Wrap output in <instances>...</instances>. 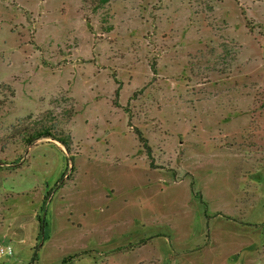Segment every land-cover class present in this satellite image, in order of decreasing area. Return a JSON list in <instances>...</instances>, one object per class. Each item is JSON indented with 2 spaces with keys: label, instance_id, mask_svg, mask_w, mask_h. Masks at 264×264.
Returning a JSON list of instances; mask_svg holds the SVG:
<instances>
[{
  "label": "rangeland",
  "instance_id": "1",
  "mask_svg": "<svg viewBox=\"0 0 264 264\" xmlns=\"http://www.w3.org/2000/svg\"><path fill=\"white\" fill-rule=\"evenodd\" d=\"M1 247L264 264V0H0Z\"/></svg>",
  "mask_w": 264,
  "mask_h": 264
},
{
  "label": "trees",
  "instance_id": "2",
  "mask_svg": "<svg viewBox=\"0 0 264 264\" xmlns=\"http://www.w3.org/2000/svg\"><path fill=\"white\" fill-rule=\"evenodd\" d=\"M105 1V0H100ZM116 93V92H115ZM43 136H52L53 139L59 141L62 145H64L66 148H68L69 146V140L68 137L66 136V138L64 137H60V136H54L51 132H49V130H40V131H35L34 133L29 134L28 136L25 137V142L26 144H30L33 140L43 137ZM144 145V144H143ZM144 147L146 148V152H147V156L149 157V149L146 145H144ZM39 229H42V222L39 221Z\"/></svg>",
  "mask_w": 264,
  "mask_h": 264
},
{
  "label": "built area",
  "instance_id": "3",
  "mask_svg": "<svg viewBox=\"0 0 264 264\" xmlns=\"http://www.w3.org/2000/svg\"><path fill=\"white\" fill-rule=\"evenodd\" d=\"M11 252L10 248H0V255L9 254Z\"/></svg>",
  "mask_w": 264,
  "mask_h": 264
}]
</instances>
